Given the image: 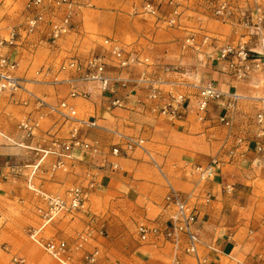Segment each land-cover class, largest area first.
Wrapping results in <instances>:
<instances>
[{"label": "crops", "instance_id": "crops-1", "mask_svg": "<svg viewBox=\"0 0 264 264\" xmlns=\"http://www.w3.org/2000/svg\"><path fill=\"white\" fill-rule=\"evenodd\" d=\"M29 1L0 0V38L11 30L21 37L14 46H0V56L16 63L14 74L35 96L50 105L67 101L75 106L78 119L92 118L96 125L80 129L79 136L94 145L97 154L73 149L71 160L64 161L66 172L53 171L56 158L48 156L32 179L35 187L60 194L72 186L87 187L91 178L95 183L87 190L88 207L72 220L52 222L46 229L49 238L71 244L82 231H101L86 246V251H99L100 264H197L196 258L185 254L184 240L176 251L162 236L149 234L144 242L138 237L140 223L161 231L169 227L172 210L164 204L169 183L199 209L198 259L205 264H264V123L257 121L258 115L264 116V69L236 80L215 60L216 50L226 43L244 38L262 56L264 44L237 21L216 20L212 10L220 0H90L74 7L70 32L52 45L51 25L66 6L43 0L42 22L26 36V22L36 14L26 9ZM258 1L264 13V0ZM146 3L157 8L155 15L143 12ZM249 6L243 8L246 15L252 11ZM171 18L173 26L167 23ZM189 38L207 43L193 49L185 45ZM106 39L116 41L126 53L149 59V65L118 69L103 47ZM92 55L104 59L106 76L112 80L109 89L79 83L88 98L71 99L69 80L74 72L61 71L60 65ZM143 73L159 81L162 94L173 89L190 96L189 112L182 120L169 122L152 112L155 103L148 100V86L140 82ZM117 78L130 83L121 88L113 81ZM207 83L241 98L231 113L225 101L210 103L206 120L198 122L192 97L198 86ZM22 98L0 94V264H60L25 240L27 223L38 226L39 221L37 202L22 199V194L32 197L23 185L36 162L27 147L45 148L50 136L69 138L75 122L54 124L53 117L46 116L34 137L25 139L19 123L47 111L22 106ZM115 101L120 106H113ZM223 115L231 117L230 127L217 122ZM113 131L144 139L148 159L139 151L113 155L119 142ZM213 160L219 164L213 179L198 181L192 168ZM227 185L232 192L223 191ZM72 264L87 263L77 255Z\"/></svg>", "mask_w": 264, "mask_h": 264}, {"label": "built area", "instance_id": "built-area-1", "mask_svg": "<svg viewBox=\"0 0 264 264\" xmlns=\"http://www.w3.org/2000/svg\"><path fill=\"white\" fill-rule=\"evenodd\" d=\"M90 0H57L58 5H65L62 16L53 23L50 28V42L54 45L57 41L63 38L70 32L71 22L74 17V7L79 6L80 3L88 4ZM258 0H220L213 10V17L221 23H227L232 20L237 21L240 25L251 30V34L258 39L260 44H264V13L258 6ZM251 4V6H249ZM252 7L249 14H245L244 7ZM43 7V0H30L26 6L27 10L35 11L36 14L27 20L25 33L26 36L37 31L42 16L39 10ZM143 12L149 15H155L157 8L151 4L146 3L143 6ZM173 16H177V11H173ZM168 25L173 26L175 19L168 20ZM21 37L15 30H11L6 37L0 38V46H14ZM207 43L205 39L201 44H196L193 38L185 41V45L190 48L199 49L202 45ZM103 47L113 59L118 69H126L136 65H149V59L139 58L135 53H126L118 45V43L111 39L103 41ZM215 60L225 66L226 72L236 80H243L250 74L264 69V56L256 54L250 49L249 40L244 38L233 42L226 43L216 50ZM16 63L12 62L5 56H0V94L7 93L11 97L15 95L23 96L20 99V104L24 107L33 105L35 111L46 109L47 114L41 115L37 119H24L19 123L18 129L23 132L25 139L34 137V133L40 127L41 120L46 116H52L55 120L54 124L58 122H75L74 127L70 130L69 138L61 139L55 136H50L49 145L45 148H31L34 152L36 162L30 166V173L27 176L26 187L31 191L37 199L35 214L38 218L39 225L29 227L26 234L30 240L41 247L44 252L56 260L60 264H72L75 256L80 257L87 264H100L99 251L94 248L91 252L86 251V246L90 244L96 235H102V232H97L93 229H87L78 233L73 242L69 244L64 240L49 238L46 235V229L52 222L57 219L67 217L70 220L85 208L88 199V189L95 186L93 178L89 180L87 187L82 185L72 186L67 188L63 193H51L35 187L32 179L42 161L48 156L56 158L52 165V170L67 171L65 160H71V151L79 149L91 154H97V148L83 141L79 136L80 129L95 128L96 125L92 118L78 119L77 111L73 104L62 101L57 105H50L44 99L35 96L26 88V82L22 78L14 74ZM61 71L74 72L73 79L69 80L70 91L68 96L71 99L81 98L87 99L88 93L79 90L77 84H94L102 91L109 89V84L112 81L106 76V63L99 55H92L87 59H80L73 57L60 65ZM119 84L121 88H126L129 80L117 78L113 79ZM139 83V81H137ZM141 83L148 86L149 94L148 100L155 103L152 112H156L169 122L180 121L189 112L190 96L175 92L170 89L167 93L162 94L159 89V81L147 79L146 74L141 75ZM194 99V114L198 122H203L207 118L208 106L212 102L225 101V107L231 112L236 108L240 96L236 94L223 93L214 87L212 84H202L197 87V94L192 97ZM113 106H120L119 101L113 102ZM258 123H264V116H257ZM217 122L225 127L231 126V117L223 115L217 117ZM47 133V132H46ZM118 138V144L112 149L113 155L123 154L126 156L132 151L139 149L146 156H149L144 147L145 140L133 135H124L119 132H112ZM49 136V135H48ZM264 151V148H261ZM152 162H154L152 160ZM155 164V162H154ZM219 166L218 162L213 160L209 164L201 166H194L193 173L196 175L198 181H211L215 175V171ZM115 169L116 166L114 165ZM167 193L164 197V204L167 208L172 210L169 227L161 231L158 227H149L144 223L137 226V234L141 241H146L149 234L156 237L162 236L165 240L170 241L174 249L178 251L184 240L185 254L197 259V264H205L204 260L197 257L198 248L201 245V240L196 233L195 225L199 217V209L188 203L187 199L176 191L169 183L166 185ZM232 186H225L224 192H232Z\"/></svg>", "mask_w": 264, "mask_h": 264}, {"label": "rangeland", "instance_id": "rangeland-1", "mask_svg": "<svg viewBox=\"0 0 264 264\" xmlns=\"http://www.w3.org/2000/svg\"><path fill=\"white\" fill-rule=\"evenodd\" d=\"M144 147H145V149L147 150V148H146V144H144ZM134 151H139L140 153H142L143 154V156L144 157H146L147 159H148V157L144 154V152H142L141 150H139V149H136V150H134ZM134 151H132V152H134ZM131 152V153H132ZM154 165V164H153ZM21 183V182H20ZM23 188L25 189V191H27V192H29L31 195H32V197L31 198H24V196L26 195V193H23L22 194V199H26V200H28V201H30V202H37V199H36V197L34 196V194L31 192V191H29L27 188H26V186H24L23 185ZM51 193H56V192H54V191H51ZM30 199V200H29ZM88 206H87V204L85 205V208H87ZM84 208V209H85ZM99 210H101L100 208H98L96 211L98 212ZM28 224V226L26 227V229H25V240H27V241H29V242H32L33 244H35L32 240H30L29 238H28V236H27V234H26V230L29 228V227H31V226H35V224H34V222H28L27 223ZM46 235L49 237L50 235L48 234V233H46ZM35 245H37V244H35ZM38 246V245H37ZM39 247V246H38ZM40 248V247H39ZM41 250H43V249H41ZM43 252H44V250H43Z\"/></svg>", "mask_w": 264, "mask_h": 264}]
</instances>
